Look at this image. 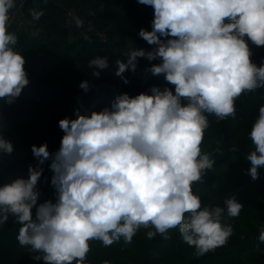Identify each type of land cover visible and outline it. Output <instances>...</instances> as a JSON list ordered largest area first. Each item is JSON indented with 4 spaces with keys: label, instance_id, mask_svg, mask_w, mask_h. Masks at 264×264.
<instances>
[{
    "label": "clouds",
    "instance_id": "clouds-1",
    "mask_svg": "<svg viewBox=\"0 0 264 264\" xmlns=\"http://www.w3.org/2000/svg\"><path fill=\"white\" fill-rule=\"evenodd\" d=\"M137 3L153 10L151 30L138 32L151 48L125 53L126 62L116 60L115 75L128 84L124 74L135 73L140 58L160 61L147 71L172 87L119 94L110 108L90 115L77 110L75 119L59 120L64 135L58 151L50 152L46 143L33 145L37 165H29L28 178L0 186V226L10 217L19 223L18 243L43 264H86L91 241L105 247L121 239L130 244L141 229L149 240L168 239L178 229L197 258L225 247L234 234L222 217L225 212L238 217L243 205L231 195L224 207L204 206L193 185L203 183L215 164L213 153L202 148L206 114L235 119L237 99L264 88V63L252 61L249 46V41L264 46V0ZM15 7L16 0H0V100L9 105L30 83L26 59L15 50L18 37L9 31ZM29 11L37 20L43 15ZM82 23L77 20V27ZM88 67L99 78L108 58L96 57ZM79 87L90 89L87 80ZM249 136L254 150L246 156L247 174L255 181L264 168V105ZM13 151L0 131V154ZM49 160L56 200L38 204L41 165ZM258 241L264 243V227Z\"/></svg>",
    "mask_w": 264,
    "mask_h": 264
},
{
    "label": "trees",
    "instance_id": "trees-1",
    "mask_svg": "<svg viewBox=\"0 0 264 264\" xmlns=\"http://www.w3.org/2000/svg\"><path fill=\"white\" fill-rule=\"evenodd\" d=\"M20 7L28 18H33L30 9L42 11L43 15L35 19L34 35L19 32L15 25L9 29L18 37L15 50L26 59L30 83L11 105L0 100V131L14 145L10 156L0 154V186L18 177L28 178L29 165H37L31 152L33 145L46 143L50 152L58 151L64 135L59 120L75 119L77 110L90 115L92 111L110 108L119 94L135 96L149 92L154 85L172 87L162 75L153 76L147 71L160 61L140 58L136 72L129 70L124 74L128 84L115 75L116 60L126 62L125 53L134 48H151L138 36L141 28L151 30V7L137 0H16L13 10ZM69 12L93 26L87 36L71 37L66 27ZM101 32L106 39L100 37ZM249 46L252 61L258 66L264 63V46L257 47L250 41ZM96 57H107L109 63L99 78L88 67L89 61ZM84 80L90 85L87 92L79 87ZM261 105L264 88L242 95L236 101V118L223 120L230 131L233 149L225 145L218 119L206 114L209 127L202 148L213 153L215 164L206 172L204 182L194 184L193 190L204 206L224 207V199L231 195L243 205L238 217H229L226 212L222 217L223 224L234 228L225 247L197 258L194 248L183 241L178 229L171 230L168 239L157 235L151 240L147 239L146 230L141 229L130 244L121 239L105 247L102 242L91 241L86 264H103L105 260L111 264H264V243L258 241L259 231L264 227V168L259 169V179L253 181L247 174L251 165L246 159L254 150L249 133ZM50 164L51 160L41 165L38 204L56 200ZM32 211L35 216V208ZM20 227L11 217L0 226V264H43L32 259L36 253L18 243Z\"/></svg>",
    "mask_w": 264,
    "mask_h": 264
},
{
    "label": "built area",
    "instance_id": "built-area-1",
    "mask_svg": "<svg viewBox=\"0 0 264 264\" xmlns=\"http://www.w3.org/2000/svg\"><path fill=\"white\" fill-rule=\"evenodd\" d=\"M10 15H11V26L15 25L19 32H24L27 33L28 35L36 34L34 29L36 20L34 18L26 17L21 7L19 9L12 10ZM77 20L83 22L82 26L77 27L76 24ZM66 27L71 37L87 36L90 33V31L93 29V26L89 22H87L85 19L79 17L78 15L72 12L68 13ZM99 35L102 39H106L105 33L101 32L99 33Z\"/></svg>",
    "mask_w": 264,
    "mask_h": 264
},
{
    "label": "water",
    "instance_id": "water-1",
    "mask_svg": "<svg viewBox=\"0 0 264 264\" xmlns=\"http://www.w3.org/2000/svg\"><path fill=\"white\" fill-rule=\"evenodd\" d=\"M218 124L221 127V131L223 133L225 145L228 148L233 149V145L230 141V131H229L228 127L225 125V123L223 121H220V120H218Z\"/></svg>",
    "mask_w": 264,
    "mask_h": 264
},
{
    "label": "rangeland",
    "instance_id": "rangeland-1",
    "mask_svg": "<svg viewBox=\"0 0 264 264\" xmlns=\"http://www.w3.org/2000/svg\"><path fill=\"white\" fill-rule=\"evenodd\" d=\"M118 90V89H117Z\"/></svg>",
    "mask_w": 264,
    "mask_h": 264
}]
</instances>
